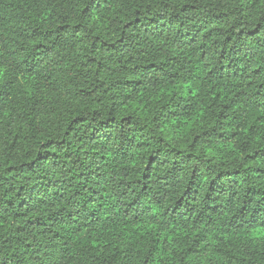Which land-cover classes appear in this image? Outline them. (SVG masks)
Returning a JSON list of instances; mask_svg holds the SVG:
<instances>
[{
  "label": "trees",
  "instance_id": "1",
  "mask_svg": "<svg viewBox=\"0 0 264 264\" xmlns=\"http://www.w3.org/2000/svg\"><path fill=\"white\" fill-rule=\"evenodd\" d=\"M0 264H264V0H0Z\"/></svg>",
  "mask_w": 264,
  "mask_h": 264
}]
</instances>
